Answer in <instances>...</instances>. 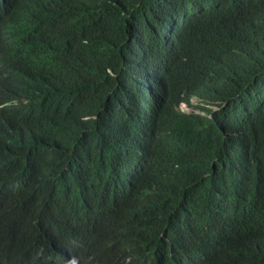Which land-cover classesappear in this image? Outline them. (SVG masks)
<instances>
[{
  "label": "trees",
  "instance_id": "16d2710c",
  "mask_svg": "<svg viewBox=\"0 0 264 264\" xmlns=\"http://www.w3.org/2000/svg\"><path fill=\"white\" fill-rule=\"evenodd\" d=\"M66 250L264 264V0H0V264Z\"/></svg>",
  "mask_w": 264,
  "mask_h": 264
},
{
  "label": "clouds",
  "instance_id": "9594fccd",
  "mask_svg": "<svg viewBox=\"0 0 264 264\" xmlns=\"http://www.w3.org/2000/svg\"><path fill=\"white\" fill-rule=\"evenodd\" d=\"M194 98V97H193ZM192 98V99H193ZM193 103V102H192ZM181 104H185V103H181ZM180 104V106H181ZM186 105V104H185ZM187 106V105H186ZM189 108V106H187ZM181 108V107H180ZM181 110H183L181 108ZM185 111V110H183ZM189 111H190V108H189ZM188 112V111H187ZM36 228H34L32 231H31V234L33 233V231H35ZM45 232H42V231H38V233L35 235L37 237H40L42 235H44ZM78 261L76 258L73 257V253L70 251V250H66L63 254L60 255V257L58 258V263L56 264H75V262Z\"/></svg>",
  "mask_w": 264,
  "mask_h": 264
},
{
  "label": "rangeland",
  "instance_id": "374dc122",
  "mask_svg": "<svg viewBox=\"0 0 264 264\" xmlns=\"http://www.w3.org/2000/svg\"><path fill=\"white\" fill-rule=\"evenodd\" d=\"M192 102L195 103V102H196V99L193 98V99H192ZM180 107H181L183 110H185V111H189V108H188L185 104H181Z\"/></svg>",
  "mask_w": 264,
  "mask_h": 264
},
{
  "label": "bare ground",
  "instance_id": "6f19581e",
  "mask_svg": "<svg viewBox=\"0 0 264 264\" xmlns=\"http://www.w3.org/2000/svg\"><path fill=\"white\" fill-rule=\"evenodd\" d=\"M208 7V6H207ZM200 10H209V8L208 9H202V7H200ZM153 48H155V47H153ZM147 65V63H143V65L142 66H146ZM145 68V67H144ZM134 71H135V69H133ZM79 212H80V210H79Z\"/></svg>",
  "mask_w": 264,
  "mask_h": 264
}]
</instances>
